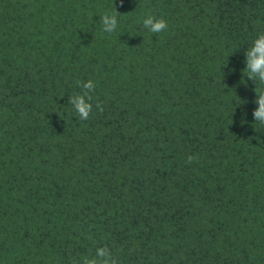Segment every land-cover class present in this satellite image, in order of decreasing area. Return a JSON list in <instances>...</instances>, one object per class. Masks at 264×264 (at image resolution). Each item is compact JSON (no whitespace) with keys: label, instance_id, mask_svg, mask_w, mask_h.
Returning a JSON list of instances; mask_svg holds the SVG:
<instances>
[{"label":"trees","instance_id":"1","mask_svg":"<svg viewBox=\"0 0 264 264\" xmlns=\"http://www.w3.org/2000/svg\"><path fill=\"white\" fill-rule=\"evenodd\" d=\"M261 33L264 0H0V264H264Z\"/></svg>","mask_w":264,"mask_h":264},{"label":"clouds","instance_id":"2","mask_svg":"<svg viewBox=\"0 0 264 264\" xmlns=\"http://www.w3.org/2000/svg\"><path fill=\"white\" fill-rule=\"evenodd\" d=\"M123 0H121V5ZM119 13L104 14L101 18V24L103 31L106 33H112L117 28V16ZM143 25L152 33H161L167 30L168 23L163 18L157 19L154 16H147ZM246 56V68L243 73L247 74V78L264 85V33L258 35V37L252 42V46L245 52ZM82 86V94L70 97L69 103L73 105L74 110L78 114L81 120L89 119L93 111V104L91 101L93 97L90 93L95 91V84L89 80L87 83L79 82ZM256 95L259 97L256 103L258 108L254 111L253 117L256 122L264 124V91L256 88ZM96 108L99 111H103V108L99 102L96 103ZM194 160H198V157L189 156L187 162L191 164ZM103 258L101 261L100 258ZM82 264H115L112 253L108 247L97 248L96 254L93 257L85 256L82 258Z\"/></svg>","mask_w":264,"mask_h":264}]
</instances>
